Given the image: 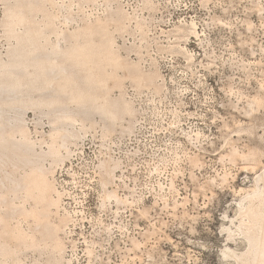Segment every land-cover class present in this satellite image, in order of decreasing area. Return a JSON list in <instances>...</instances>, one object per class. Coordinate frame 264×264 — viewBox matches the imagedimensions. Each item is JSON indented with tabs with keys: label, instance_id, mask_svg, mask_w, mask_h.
<instances>
[{
	"label": "rangeland",
	"instance_id": "1",
	"mask_svg": "<svg viewBox=\"0 0 264 264\" xmlns=\"http://www.w3.org/2000/svg\"><path fill=\"white\" fill-rule=\"evenodd\" d=\"M46 8L58 30L105 26L113 60L100 75L130 107L110 130L99 116L78 120L82 130L49 173L59 264H241L251 246L264 264V194L246 193L264 171V0H50ZM3 13L0 1V38ZM36 117L27 111L30 136L46 148L53 125ZM33 224L24 214L8 219L26 232ZM48 244L21 247L18 264H55Z\"/></svg>",
	"mask_w": 264,
	"mask_h": 264
},
{
	"label": "bare ground",
	"instance_id": "2",
	"mask_svg": "<svg viewBox=\"0 0 264 264\" xmlns=\"http://www.w3.org/2000/svg\"><path fill=\"white\" fill-rule=\"evenodd\" d=\"M0 1L4 5L1 36L5 39L0 46V264H8L10 259L18 264L21 247L45 249L48 241L53 262L59 264L63 246L57 225L48 221L50 208L57 203L49 173L66 157L61 149L66 150L68 142L82 130V125H76L78 120L92 122L99 116L104 128L110 130L130 107L121 97L110 96L100 75L105 63L113 60L107 52V32H102L105 26L58 30L55 15L46 8L50 0ZM107 9L111 10L109 6ZM117 13V9L110 11L109 17ZM53 33L55 37L51 38ZM30 109L36 112L35 122L47 117L53 125L46 148L30 136L26 122ZM47 159L51 161L50 168L44 165ZM263 177L264 171L255 174L254 187L246 193L262 196ZM17 197L20 203H15ZM28 199L34 201L29 209L24 205ZM251 207L252 200L248 205ZM16 214L33 216L31 232L21 226H8V219ZM247 238L250 244L256 243L257 233ZM9 240L16 241V245ZM252 247L237 257L241 264H253L255 260L260 264L259 248ZM225 252L222 253L227 257V249Z\"/></svg>",
	"mask_w": 264,
	"mask_h": 264
}]
</instances>
